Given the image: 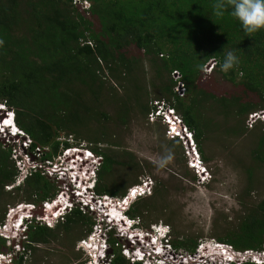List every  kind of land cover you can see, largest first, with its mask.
<instances>
[{
	"label": "trees",
	"instance_id": "trees-1",
	"mask_svg": "<svg viewBox=\"0 0 264 264\" xmlns=\"http://www.w3.org/2000/svg\"><path fill=\"white\" fill-rule=\"evenodd\" d=\"M74 1L0 0V103L13 111L16 126L33 140L34 146L51 148L45 158L55 155L59 146H70L67 140H57L61 132L82 137L79 132L85 121L92 120L91 113L99 114L94 106L83 102V96L74 89L77 84L97 98L105 88L106 72L114 80L130 79L131 67L137 61L130 57L129 47L149 57L155 76L161 79V85L153 84V88L165 92L169 100L173 98L171 105L193 131L201 154V138L208 122L198 109L205 99L218 101L226 115L234 111L237 116H244L264 109V31L247 35L230 15V9L217 17L215 0ZM83 1L89 3L86 10L81 8ZM228 50L236 52L240 63L225 73L221 65L223 51ZM211 60L216 62L214 67L224 81L236 87L237 96L218 98L199 87L201 77L209 76L203 70ZM173 70H178L187 84L184 98L174 97L172 92ZM168 78L169 84H164L163 79ZM140 110L146 116L150 106L141 105ZM100 115L107 117L102 112ZM98 134L101 138H82L102 157L99 177L101 169L115 161L99 149L105 133ZM9 157L10 151L0 145V190L15 178ZM252 157L264 165V130ZM25 184L22 191L29 203L38 204L56 192V184L37 172ZM97 184L98 180L94 189L98 194L121 196L125 192ZM20 188L16 190L21 191ZM136 204L127 212L129 216L138 214ZM252 212L254 215L240 222L237 233L217 239L239 250L260 249L264 241V200ZM77 224L90 228L92 222L74 210L57 229L67 231ZM51 232L47 227H36L28 233L30 244L26 247L32 249L33 243H46ZM172 244L193 251L197 242L175 239ZM7 249L0 237V253ZM23 262L20 257L14 264ZM112 264L128 263L117 254Z\"/></svg>",
	"mask_w": 264,
	"mask_h": 264
},
{
	"label": "rangeland",
	"instance_id": "rangeland-1",
	"mask_svg": "<svg viewBox=\"0 0 264 264\" xmlns=\"http://www.w3.org/2000/svg\"><path fill=\"white\" fill-rule=\"evenodd\" d=\"M77 3L78 0L74 1V4ZM80 5L84 9L82 2ZM128 53L137 61L131 67L130 79L114 80L106 72L105 88L97 94V98L85 86L77 84L74 88L83 96L85 104L94 106L99 112L97 115L91 113L92 120L85 121L79 135L101 138L98 133H105L98 147L115 161L113 165L101 169L100 178L96 173L94 180H98L97 187L125 190L123 195L114 196L117 199L139 183V179L148 178L153 183L152 196L137 201L134 208L144 227L151 224L169 226L172 241L195 240L199 243L211 239L219 241L218 237L234 235L239 231L237 227L240 222L254 215L252 210L264 200V165L252 157L263 133L264 123L256 121L249 127L247 115L237 116L234 111L226 115L218 101L205 99L198 113L202 119H206L208 128L201 138L202 154L198 146L196 151L209 176L206 173L197 174L188 164L190 159L184 153L181 140L168 139L161 121L150 122L149 113L145 116L141 112V105L151 108L153 101L165 100L169 103L173 98L169 100L165 92L153 88V84L161 85V79L155 76L149 57L135 47H129ZM210 73L207 77L203 76L205 79L201 77L198 83L200 88L218 98L237 96L236 87L225 82L215 67ZM164 79L163 83L169 84V78ZM133 86H138L139 90ZM101 112L107 117H102ZM82 137L74 134L69 137L61 132L57 140L69 139L70 145L81 143L86 147L91 146ZM194 141L197 145L195 138ZM47 147V153H51V148ZM1 149H4L2 144ZM161 160L168 161L164 167L160 166ZM45 179L56 184L58 191L56 179ZM13 183L0 190V224H5V230H0V234L9 235L7 227L12 223L8 217L9 208L16 209L21 203H27L24 200L26 192L22 191L27 187L25 181L19 185ZM11 184L14 188L6 189ZM19 186L21 191L16 190ZM85 216L93 219V215ZM69 227L67 231L63 228L53 229L46 243H33L32 249L24 243L25 250L22 252L21 248L20 252L14 254L13 264L20 257H23V264H85L86 256L77 250L76 245L87 234L88 226L77 224ZM24 241L29 243L28 238ZM5 246L9 247L7 240Z\"/></svg>",
	"mask_w": 264,
	"mask_h": 264
},
{
	"label": "built area",
	"instance_id": "built-area-1",
	"mask_svg": "<svg viewBox=\"0 0 264 264\" xmlns=\"http://www.w3.org/2000/svg\"><path fill=\"white\" fill-rule=\"evenodd\" d=\"M82 7L89 8L88 2L83 1ZM215 63L211 60L204 66V75H207L206 71L210 74ZM170 79L173 84L174 97L184 98L187 94V84L182 74L178 70H173L170 73ZM2 108L1 123H4L6 118H10L11 125L0 127V143L5 150L10 151L9 159L14 163L15 169L14 183L19 185L36 172L43 177L56 179L57 186L59 183V189L53 197L38 204L27 202L21 203L16 209L9 208L8 217L12 222L11 225L16 224L17 226V222L22 217L25 221L19 226V231L13 232L14 241L9 239L8 234H0L7 240V246L11 248L10 252L0 254V258L4 259L7 264L13 263L14 254L20 252L21 248L22 252L25 250L24 243L28 244V242L24 240L28 236V231L36 227H53L57 222L56 217L58 218L63 209V207L54 209V206L65 197H67L69 208L72 207L79 211L81 209L85 215H93L91 227L76 245L77 250L82 251L86 256L85 264H112L117 254L123 257L128 264H264V243L260 249L239 250L231 244L211 239L208 242L197 243L193 251L181 247L175 248L172 244L169 226L151 224L144 227L139 215L129 216L127 213L134 203L152 196L153 183L148 178L139 179V183L128 189L125 195L120 197L121 199L89 191L88 188H92L94 178L97 177V167L102 163L101 156L96 155L90 147L78 143L61 147L55 155L56 159L53 158L54 156L45 158L48 147L34 146L33 140L16 126L13 111H8L9 109L5 106ZM247 117L249 127L256 121L264 123V109L253 111ZM154 120H160L164 125L168 139L181 140L184 153L190 159L188 161L190 168H193L197 174L206 173L209 176V172L206 171L205 165L199 158V152L196 151L197 145L194 144L193 131L184 123L170 102L165 100L152 102L149 121ZM67 141L70 142L69 139ZM87 156L91 157L90 161H87ZM60 161H65L73 167H66V165L61 167ZM70 183L76 185L72 191ZM13 184L6 186V189L12 188ZM81 191L86 194L79 196ZM69 192L73 193L70 199H68ZM122 207L126 208L119 209ZM18 212L22 214L16 215ZM114 212L118 216L113 220ZM59 219L64 221L61 216ZM0 226H2L0 230H5V224H0ZM7 228L10 229L11 226L8 225Z\"/></svg>",
	"mask_w": 264,
	"mask_h": 264
},
{
	"label": "clouds",
	"instance_id": "clouds-1",
	"mask_svg": "<svg viewBox=\"0 0 264 264\" xmlns=\"http://www.w3.org/2000/svg\"><path fill=\"white\" fill-rule=\"evenodd\" d=\"M213 9H214V14L217 17H222L225 14V12H228L230 9L231 10L230 15L234 19L239 21L244 32L249 36H251L255 33H258L260 31H264V0H215V2L213 4ZM223 54H224V60H223V63L221 65V71L227 73L230 70L234 69L240 63V61H239V58L236 55L235 51H232V50L223 51ZM203 72H204V70H203ZM205 76H207V75H205ZM2 106H5V105H2L0 103V108H2ZM1 111H3V110H1ZM80 153H82V152H80ZM87 160L90 161L91 157L87 156ZM64 162L60 163L61 167L65 166V165H66V167L68 166V163L65 162L66 163L65 164ZM167 162H168L167 160H161L160 166L164 167ZM57 164L59 165L58 161H57ZM96 182H97V179H95V181L93 182L92 188H88L89 191H94V189L96 187ZM75 186H76L75 184L70 185L71 191L75 188ZM56 193H57V190L54 193V195ZM72 194H73L72 192L71 193L69 192V198L68 199H70V196ZM85 194H86V192L81 191V196H84ZM66 198L67 197H65V199H63L61 201H58L57 205L54 206V209H57V207H63V209H61V211H60L61 214L58 215V218L56 217L57 222L54 223L52 228H48V229L53 230L56 226L64 224L66 218L68 216H70L74 212V210H77V209H73L72 207H70V208L68 207V202L66 201ZM20 214H22V212H19L18 216H20ZM60 216L63 217V219H64L63 222L59 219ZM23 221H25L24 217L20 218V220L17 222V224H18L17 226H16V224L11 225V228L8 229L9 239H12L14 241L15 237L13 236L12 233L15 231H19V226L23 223ZM30 231H28V233ZM0 237L2 238V236H0ZM2 239H4V238H2ZM8 249L10 250V247H8ZM0 254L4 255L6 253L1 252ZM0 264H7V263L4 259L0 258Z\"/></svg>",
	"mask_w": 264,
	"mask_h": 264
},
{
	"label": "bare ground",
	"instance_id": "bare-ground-1",
	"mask_svg": "<svg viewBox=\"0 0 264 264\" xmlns=\"http://www.w3.org/2000/svg\"><path fill=\"white\" fill-rule=\"evenodd\" d=\"M3 110V108H0V111ZM10 121H8L7 123V118H6V121H4V123H1L2 119L0 120V127L3 128L5 126H9L11 125V119L9 118ZM5 123H7V125H5ZM81 185H84L83 183H81ZM79 196H81V193H79ZM126 207H122V208H119V209H125ZM118 216L116 212H114V214L112 215V219L114 220L115 217Z\"/></svg>",
	"mask_w": 264,
	"mask_h": 264
},
{
	"label": "flooded vegetation",
	"instance_id": "flooded-vegetation-1",
	"mask_svg": "<svg viewBox=\"0 0 264 264\" xmlns=\"http://www.w3.org/2000/svg\"><path fill=\"white\" fill-rule=\"evenodd\" d=\"M63 225V224H62ZM62 225H60V226H62ZM60 226H56L54 229H56V228H58V227H60Z\"/></svg>",
	"mask_w": 264,
	"mask_h": 264
},
{
	"label": "snow or ice",
	"instance_id": "snow-or-ice-1",
	"mask_svg": "<svg viewBox=\"0 0 264 264\" xmlns=\"http://www.w3.org/2000/svg\"><path fill=\"white\" fill-rule=\"evenodd\" d=\"M142 191V190H141Z\"/></svg>",
	"mask_w": 264,
	"mask_h": 264
}]
</instances>
